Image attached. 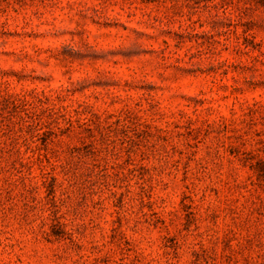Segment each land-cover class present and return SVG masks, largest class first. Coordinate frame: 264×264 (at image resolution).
Instances as JSON below:
<instances>
[{
    "label": "clouds",
    "instance_id": "9594fccd",
    "mask_svg": "<svg viewBox=\"0 0 264 264\" xmlns=\"http://www.w3.org/2000/svg\"><path fill=\"white\" fill-rule=\"evenodd\" d=\"M0 32L76 60L0 47L25 108L0 136V264H264V0H0Z\"/></svg>",
    "mask_w": 264,
    "mask_h": 264
},
{
    "label": "rangeland",
    "instance_id": "374dc122",
    "mask_svg": "<svg viewBox=\"0 0 264 264\" xmlns=\"http://www.w3.org/2000/svg\"><path fill=\"white\" fill-rule=\"evenodd\" d=\"M41 26L47 28L49 26V24H48V22H45ZM58 31H61V30L58 29ZM68 35L70 37L78 39L79 36H81L82 34L81 33L68 32ZM46 36H50L53 38L52 39H45ZM54 37H55V33L26 32L23 34V37H21V33H17V32H0V47H3L6 44L7 39H9V38H19V39L26 38L28 41L39 40V41H42L43 50L45 52L50 50L53 47V45H55L61 59L65 60L68 63H76V60L73 59L72 56H66L65 55L68 52L70 47L72 48L73 53L75 54V46H73L71 44V41H69V43L67 45H65L63 42L54 39ZM20 47L22 50L24 45L21 44ZM33 47H40V45H33ZM0 55L15 56L16 53L15 52H4V53H0ZM79 55L83 56L85 59H91L92 57H95L97 60H102V58H103V53L94 52V51L93 52H86V53L82 52V53H79ZM99 83L107 84L108 82H106V81L105 82H97V84H99ZM40 103H42V102H40ZM24 110H25V108H24L23 103L18 102L16 98H14L10 95H6L3 92H0V115L7 113V116H3V118L0 119V125H3V128L0 129V136H7L8 133L11 131V129H9L6 124H4V120L10 119V117L13 116L14 114H16L17 112H23ZM124 119L126 121H128L129 124H131L136 120V116L133 112L129 111L124 116ZM29 131H31V129H29ZM43 135H44V138L47 139L49 136V132L46 131L43 133ZM83 135L91 136L90 129H85L83 132ZM86 151L87 150H85V152ZM3 152H4V148L2 146H0V154H3ZM256 171H257V174L261 178H264V162L259 163V167H257ZM181 204L183 205V201H181ZM190 208H191V205L184 206V211L187 212L188 209H190ZM257 211H259V210H257ZM186 219L189 220V222H191L190 219H195L194 213L189 211ZM208 220H209V223H214V224H218L221 222L220 216L217 215L216 213H213V212H209ZM56 235H57V238H59V233H56ZM231 239H232V236H231L230 232H227L224 234V237L220 241L223 249H225V250L229 249ZM251 243H252V241H247V244L249 246L251 245ZM209 251H205L202 249L199 254L194 253L193 255H194L195 259H194L193 264H209V260L213 259V256L209 255Z\"/></svg>",
    "mask_w": 264,
    "mask_h": 264
}]
</instances>
